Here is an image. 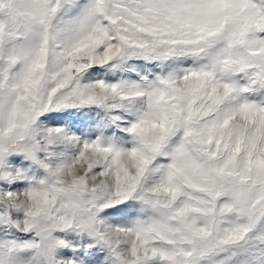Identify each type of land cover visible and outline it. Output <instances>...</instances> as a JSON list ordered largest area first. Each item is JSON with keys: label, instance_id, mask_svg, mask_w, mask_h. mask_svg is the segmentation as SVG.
Listing matches in <instances>:
<instances>
[{"label": "snow or ice", "instance_id": "snow-or-ice-1", "mask_svg": "<svg viewBox=\"0 0 264 264\" xmlns=\"http://www.w3.org/2000/svg\"><path fill=\"white\" fill-rule=\"evenodd\" d=\"M0 264H264V0H0Z\"/></svg>", "mask_w": 264, "mask_h": 264}]
</instances>
